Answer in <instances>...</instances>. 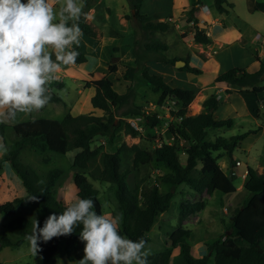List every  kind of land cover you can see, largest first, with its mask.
I'll use <instances>...</instances> for the list:
<instances>
[{"label": "trees", "instance_id": "1", "mask_svg": "<svg viewBox=\"0 0 264 264\" xmlns=\"http://www.w3.org/2000/svg\"><path fill=\"white\" fill-rule=\"evenodd\" d=\"M27 3V0H22ZM83 12L87 13L88 0H82ZM134 12L127 14L126 18H133L139 22L148 39L152 38L157 29L166 30L171 21L168 19L152 20L147 14L140 12L143 0H128ZM219 12H228L234 4L228 0H213ZM202 0H192L191 7L185 13V20L192 25L193 40L197 43H211L212 39L207 30L200 26L198 12ZM228 6V7H227ZM255 9L264 11V1H256ZM80 27L88 36H96L90 22L81 18ZM138 44V40L135 41ZM148 50L157 51L162 55V60L175 64L177 58H169L164 54L168 46L158 43H145ZM77 62H87L88 56L80 47ZM258 62L257 69H249L241 66H233L221 72L214 79L217 84H225L239 87L242 91L258 94L264 91L261 81L264 76V59L258 56V51L253 50ZM185 64L179 69L191 74H201L202 68L190 65L188 57L183 59ZM62 66L61 68H63ZM116 68V65L112 66ZM111 67V68H112ZM114 70V69H113ZM135 68H127L124 72L125 79L132 80ZM142 81L151 86L154 92L159 93V104L166 99H173L179 106L171 110L173 118L166 127V136L173 137V142L166 141L163 136L152 148H144L139 143L128 144L122 142L115 152L104 151L102 153V169L100 180L115 185V194L121 210V223L119 230L122 235L137 240L143 237L147 244L151 238L149 232L158 216L171 206L174 191L180 185L185 184L197 193L212 195L218 187L221 166L218 159L224 151L231 162H235L233 153L241 142L252 132L248 131L235 134L230 137L217 136L210 138L212 130L231 128L235 124L232 117L217 118L215 112L219 107L220 99L217 93L207 96L202 102V109L195 114H189L188 108L194 100L197 90L193 87L175 86L169 83L163 75L152 72L147 65L141 69ZM112 74H104L101 77L85 81V86H93L95 93L90 101L95 109L101 113L82 112L79 114H66L62 119L37 117L19 121L13 125L0 124V136L4 137L6 150L0 149V160L9 161L16 174L21 178L25 187L23 195L0 202V213L9 217L7 230L0 232V249L5 246H20L27 234L31 233L33 221H39L43 227L44 221L51 214H62L66 203L56 197V184L63 175L61 167H51L41 175L33 166L25 163L21 158V152L26 148H34L39 152L52 151L66 153L78 149L73 165L76 168L73 173V188L79 198H91L95 203V211L102 214L103 204L99 199V191L88 180L85 170L89 162L97 157L99 149L92 144L97 138L106 137L113 139L122 119L117 120V111L129 102V91L119 92L114 87ZM50 87V86H49ZM51 102H60L62 97L51 87ZM130 90V86L128 87ZM143 108L135 106L129 111L132 117L143 116ZM146 127L154 128L163 123L159 113L152 112L143 116ZM125 122V132L133 137L139 135L136 128L128 121ZM142 124V123H141ZM10 129V132H8ZM262 129V127H259ZM258 129V130H259ZM185 140L188 145L185 148L186 160L181 162L177 157V141ZM122 152L133 153V167L121 168ZM218 152V154H215ZM43 157V161L47 162ZM163 166L167 169L158 177L157 181L142 182L133 178L134 172L140 165ZM0 166V170H1ZM247 178L244 188L248 197L243 204L232 211V219L229 229L231 232L214 238L205 243L208 251L206 255L195 258L191 255V245L188 241L190 231L167 241L169 248L154 252L148 256L149 264H173V252L178 254L183 264H264V173L248 165L246 167ZM167 185V190H161V184ZM35 197L36 199H31ZM20 205L33 206L36 218L18 213ZM206 201L200 200L193 203L182 202L180 204V221L188 215L204 209ZM82 225L72 234L55 237L48 242H40V252L46 260L52 259L58 252L61 242L69 259H73L72 251L80 243V231ZM15 238H13V236ZM82 257H80V260ZM0 264H5L0 260Z\"/></svg>", "mask_w": 264, "mask_h": 264}, {"label": "rangeland", "instance_id": "2", "mask_svg": "<svg viewBox=\"0 0 264 264\" xmlns=\"http://www.w3.org/2000/svg\"><path fill=\"white\" fill-rule=\"evenodd\" d=\"M88 1L90 4L96 3V8L98 9L96 22L99 24L104 21L103 17L107 13L106 5L112 8L111 18L107 21L106 25H103L104 27H101L105 39L110 42L113 38L115 41L110 46L113 48L108 51L105 59L107 60L106 62L116 65V68L110 67L109 69V72L112 74L115 89L119 92L129 91L130 98L129 102L117 111V120L122 119V121H120L121 124L116 130L115 137L113 139L106 137L97 138L93 142L92 146L99 149V154L89 162L85 174L88 180L99 191L98 196L103 204V213L122 217L115 194V185L100 180L102 153L104 151H117L122 142L130 145L139 143L144 148H152L156 142L161 140L162 136L166 141L173 142V137L166 136V127L163 123L154 128H149L144 125V119L142 118L138 121L140 133L138 136L133 137L131 134L125 132L124 121H131L132 116L129 114V111L135 106L143 108L141 112L148 107L150 111H155L163 118L169 119L172 116L168 110H176L179 107L173 99H166L162 104H159V93L154 92L149 84L142 81L141 69L144 65H147L152 72L163 75L172 85L188 88L194 87L197 91L203 87L201 89L203 91L200 93L197 92L196 97L188 108L189 114H195L202 109V102L199 101L196 103L199 94H201L202 98L205 94L214 92L219 94L218 87L213 86V82L215 83V81L212 80L217 68L216 60L220 63L219 68L221 71L236 64L249 66V69L254 70L258 68V62H254L250 56L243 57L242 55L239 58L237 56L233 58V55L230 56V50L234 46L232 45L233 43H231L229 48H226L229 46V43H225V46L219 49L218 55L211 60L208 59L205 65H200V68L203 69L201 74L195 75L188 73L179 69L180 67H177L176 63L171 64L162 60V55L157 51L145 48L144 42H151V39L146 37L145 32L137 20L130 18V24L127 26H122L119 23V14L122 11L124 15L125 13L130 15L134 12L128 0ZM231 1L235 3V11L232 12L234 18L229 16V19L231 21L234 19L233 22L239 26L240 34L249 39L255 33V28H257L261 32L260 34L264 36V11L250 9L249 0ZM77 2L81 5L83 4L82 0H77ZM187 2L188 0H144L140 12L147 14L154 20H157L160 16L165 19L170 17L177 18L179 15L176 10L179 6L187 4ZM56 8H59V4L56 5ZM213 9H215L214 6ZM252 19H255L256 26L251 28L248 26V21ZM181 28L186 29L188 36L190 35L189 24L186 22L185 16L183 17ZM159 33L157 35L159 40L165 42L171 48L181 39L180 32L176 29L175 25H172L169 30ZM256 35L259 34L257 33ZM237 36L238 34L233 35L232 38H237ZM88 39L94 41L91 36L83 33L80 43L82 47L80 48L90 52L91 48L86 43ZM136 40H138V44L134 43ZM234 43L237 46H241V43L237 40ZM252 47L257 49L258 56L264 59V39L257 41ZM164 54L167 56L168 53L164 51ZM178 54L177 56L182 57L184 52ZM110 56H112L111 59H109ZM132 67L135 68L132 80L125 79L124 72H126L127 68ZM261 84L264 85V76ZM218 85L222 87L221 84ZM49 86L61 95L62 101L48 103L41 111L28 115L22 114L17 120H28L31 117L62 119L68 113L79 114V101L81 102V107L84 106L82 112L93 111L94 113H101V110L93 107L90 100L88 102L84 101L89 98L88 95L86 96L87 89L85 80L75 83L68 78H61L59 76V79L53 81ZM129 86L130 90H128ZM80 89H82V92H79ZM239 89V87H232L231 89L220 92L221 99L215 116L217 118L232 117L235 120V124L231 128L212 130L210 138L214 139L217 136L230 137L235 134L255 130L256 132L250 133L241 142L239 147L235 149L233 153L235 162H231L229 156L224 151L219 152L222 156L218 159V163L222 171L220 173L218 187L212 195L206 192L197 193L185 184L175 189L171 206L158 216L149 232L151 240L147 244V247L150 250V254L169 248L167 241L189 230L190 236L188 241L191 245V255L195 258L206 255L208 251L205 243L212 241L214 238L226 232H231L229 227L232 219V211L235 207L243 204L248 197V193L244 188V183L247 178L246 167L250 165L260 173H264V91L255 94L248 91L240 92ZM230 92L232 93L227 95ZM246 105L254 106L260 112L258 111L256 116L250 108L249 110L246 108ZM168 113H170V116L167 115ZM259 127H262V129H259ZM8 132H10V129H8ZM187 145L188 142L183 139L177 141V157L183 163L186 160L185 148ZM77 152L78 149H73L62 154L52 151L39 152L34 148H26L21 152V158L25 163L33 166L41 175H44L51 167L63 168L64 173L56 184V197L66 203V201H72L78 197L73 188V173L76 169L73 162ZM215 154H218V152H215ZM121 155L123 157L121 168L133 167V153L122 152ZM1 156L2 153H0ZM43 157L48 159L47 162L43 161ZM237 161H240V164ZM0 166L2 167L0 170V202H4L21 195L22 190L15 184L16 179L13 175L15 174L18 179L20 177L15 173L10 162L0 160ZM166 171L167 169L165 167L156 165L155 163H151L150 165L142 164L137 168L132 177L142 182H153L157 181L158 177ZM161 190L166 191L167 185L162 183ZM203 199L206 201L204 209L191 213L183 221H180V204L182 202L193 203ZM17 212L31 218L38 216L34 207L28 205L18 206ZM8 221L9 217L0 213V232L7 230ZM12 236L15 238L14 235ZM84 248L85 242L81 240L78 246L72 251L73 259H69L64 251V244L61 242L57 254L48 261L40 253L37 256H33L30 251L29 242L24 240L18 247L5 246L0 249V260L5 264H78L80 257L83 258L85 255ZM173 255V264H183L178 250H175Z\"/></svg>", "mask_w": 264, "mask_h": 264}, {"label": "clouds", "instance_id": "3", "mask_svg": "<svg viewBox=\"0 0 264 264\" xmlns=\"http://www.w3.org/2000/svg\"><path fill=\"white\" fill-rule=\"evenodd\" d=\"M82 17L90 19L77 0H0V124L48 105L49 85L59 79L62 66L75 65L80 55ZM0 149L6 150L3 136ZM94 209L91 198L77 197L66 201L59 216L47 217L43 227L35 219L25 236L32 255L42 251L41 241L70 235L82 225L85 255L78 264H149L147 241L122 235L120 216Z\"/></svg>", "mask_w": 264, "mask_h": 264}, {"label": "crops", "instance_id": "4", "mask_svg": "<svg viewBox=\"0 0 264 264\" xmlns=\"http://www.w3.org/2000/svg\"><path fill=\"white\" fill-rule=\"evenodd\" d=\"M228 1L232 2L234 4V6L231 8L229 7L228 12L222 13V12H219L217 10V8L215 7V5L213 3V0H202V5L206 4L207 10L202 9V5L200 6V10L198 12L199 23H200L201 27H203L207 30V33L209 34V36L212 39L211 43L203 44V43L195 42L193 40L194 33L192 31V25L190 23H188L189 28H190V32H189L190 35L189 36H188V33L186 32V29L181 28V24L183 22V17L185 16V13L187 12V10L191 7L192 0H188L187 4H183V6L178 7V9L176 11H177V14L179 15L178 16L179 18L178 17L177 18H175V17L168 18V20H170L171 23H170V26L166 30H169L172 25H175L176 29L180 32V35H181V39L175 44V46H172V48H171L165 42H162L159 40V37L157 36L160 34L159 32L166 31V30H160V29H157L153 32L151 42H149V43H158V44L168 46V49L166 50V53H168L167 57L177 58V59H185L186 57H188L190 60V65L198 67V68L201 67L200 65H205L207 63L208 59L211 60L216 55H218L219 49L224 47L225 43H229V46H227L226 48H229L231 43H233L232 44V45H234L233 49L230 50V52H231L230 56L233 55V58L235 56H237L239 58L240 56L243 55V57L250 56L254 62L257 61L255 54L253 53V50H257V49L253 48L252 46L254 43L259 41V39H257L256 34L261 33V32L257 28H255V33L249 39L246 38V36H242L240 34V29L238 28L239 26L235 22H233L234 19H232V21L229 19V16H232V12L235 11V3L231 0H228ZM256 1H264V0H249L250 9L252 8L253 10H256L255 9V2ZM99 2H97V3H99ZM143 2H144V0H143ZM82 6H83V4H82ZM213 6L215 9H213ZM141 8H142V4H141ZM123 10H124V8H123ZM106 11H107V13L103 17L104 21H102L99 24L96 22V20H97L96 13L98 12V9L96 8V3H94V4L92 3V4L88 5L87 14L90 17V19H87V20H88V22L91 23L93 29L96 32V36H91V38L94 41H92L91 39H88V41L86 42L88 44V46L91 48L90 52H87L85 49L82 48L86 52V54L88 56V60H87V62L82 63V64L76 63L73 66H68V67L64 66L63 68H61L60 72L58 73V76H60L61 78H63V77L68 78L72 82L79 83L80 81H84V80L86 81V80H91L94 78L101 77L104 74L108 73L110 67L115 65V64L112 65L109 62H106L107 60L105 59L108 51H110L113 48L110 46H112L115 43L113 38H112V41L108 42L107 39H105L103 32L101 30V27H104L103 25H106L107 21L111 18L110 14L112 12V8H110V6H108V5H106ZM126 15H127L126 13L124 15L123 11L119 14V17H120L119 23L122 26H127L130 24V20L126 18ZM232 18H234V17L232 16ZM151 19L154 20L152 17H151ZM163 19H165V18L160 16L157 20H163ZM178 21H181V22H178ZM248 26H250L251 28L255 27L256 26L255 19H252L251 21L249 20ZM236 34H238L237 38H232V36L236 35ZM111 36H113V34H111ZM235 40L239 41L241 43V46L240 45L237 46L234 43ZM134 43H135V41H134ZM145 43L146 42H144V45H145ZM79 47H82V46L79 45ZM174 47H177V48H174ZM180 52H184V55L182 57L177 56V55H179L178 53H180ZM111 58H112V56H110L109 59H111ZM215 63H216L217 68L215 70V73L213 74V79H212L213 81L218 74L223 72L219 68L220 67L219 61L216 60ZM100 66H102V67H100ZM234 66H241V67H247V68L249 67V66H244V65H240V64H236ZM230 67H233V66H230ZM230 67H228L227 69H229ZM221 85H222V87H220V85H218L217 83L213 82V86L218 87L219 93L223 90L232 88L231 86H228L225 84H221ZM202 88H200L197 92L198 93L202 92L203 91V90L201 91ZM86 89H87L86 96L88 95L89 98L85 99L84 101L88 102L90 100L91 96L95 93V88L93 86H90V87H86ZM205 89H206V86H205ZM239 91L245 92V91H242L241 89H239ZM79 92H82V89H80ZM231 93L232 92L228 93L227 95H230ZM211 94H213V93H211ZM211 94H205L203 96V98L201 97V94H199V97H198L199 99L197 98L196 103H198L199 101L203 102V100ZM219 99H221V97ZM83 105H84V103H83ZM83 107L84 106L81 107V102L79 101L78 102V108H79L78 112L79 113H82ZM246 108L248 110L250 108L252 113L257 116V113L259 111L258 108L254 107V106L252 107L251 105H246ZM32 118H35V117H31L30 119H32ZM19 121L20 120H16L15 122H12L9 124L13 125ZM13 177L16 179L15 184H17V186H19L22 190L21 195H23L25 193V187L22 183V180H20L21 178L18 179V177L15 174L13 175Z\"/></svg>", "mask_w": 264, "mask_h": 264}, {"label": "built area", "instance_id": "5", "mask_svg": "<svg viewBox=\"0 0 264 264\" xmlns=\"http://www.w3.org/2000/svg\"><path fill=\"white\" fill-rule=\"evenodd\" d=\"M202 9L207 10V5H206V4H203V5H202ZM258 34H259V35H256V36H257V39H259V40L264 39V36H263V35H261L260 33H258ZM218 98H220V93L218 94ZM263 100H264V98H263ZM152 112H154V111H150V109H149L148 107H146V108L144 109V114H143V116L148 115V114H151ZM168 112L171 113L170 110H168ZM170 113H168L167 115L170 116ZM143 116H140V115H139V116L132 117L130 123H131L132 125H134L136 128H139L140 125H139V122H138V121L141 120V119L143 118ZM159 116L162 117L160 114H159ZM171 116H172V114H171ZM162 118H163V117H162ZM172 118H173V116H172L170 119H169V118H163V124H164L165 127L168 126V123H169V121H170ZM237 163L240 164V161H237Z\"/></svg>", "mask_w": 264, "mask_h": 264}, {"label": "water", "instance_id": "6", "mask_svg": "<svg viewBox=\"0 0 264 264\" xmlns=\"http://www.w3.org/2000/svg\"><path fill=\"white\" fill-rule=\"evenodd\" d=\"M185 64V61L183 60V59H178L177 61H176V66L177 67H181V66H183Z\"/></svg>", "mask_w": 264, "mask_h": 264}]
</instances>
